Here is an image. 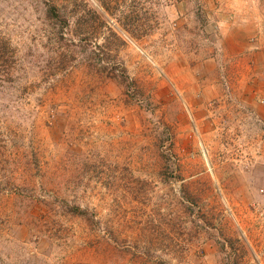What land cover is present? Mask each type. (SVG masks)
<instances>
[{
    "label": "rangeland",
    "instance_id": "obj_1",
    "mask_svg": "<svg viewBox=\"0 0 264 264\" xmlns=\"http://www.w3.org/2000/svg\"><path fill=\"white\" fill-rule=\"evenodd\" d=\"M0 264H264V0H0Z\"/></svg>",
    "mask_w": 264,
    "mask_h": 264
}]
</instances>
